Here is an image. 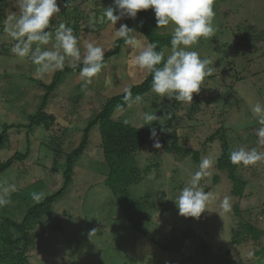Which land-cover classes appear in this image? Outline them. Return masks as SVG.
I'll return each instance as SVG.
<instances>
[{
    "label": "rangeland",
    "instance_id": "1",
    "mask_svg": "<svg viewBox=\"0 0 264 264\" xmlns=\"http://www.w3.org/2000/svg\"><path fill=\"white\" fill-rule=\"evenodd\" d=\"M5 2L6 22L0 24V45L7 49L0 53V121L24 122L25 115L35 110L41 96V91L27 76L49 82L54 72L38 74L37 66L30 59H21L12 52L15 41L6 29L19 17L20 9L17 0ZM57 3L61 9L62 2ZM111 4L112 0L75 1L85 17L80 22V30L74 33L81 41L82 55L83 43L89 39L95 40L106 52L112 50L115 32L124 24L125 17L114 26L108 22L103 12ZM213 7L215 36L201 37L192 46L201 58L214 61L210 65L213 72L205 77L200 92L193 93L192 103L180 102L175 107L176 117L171 128L177 131L182 145L199 152V158L194 159L185 151L173 153L162 147L154 148L153 140L148 138L135 153V165L142 179L128 187V197L143 203L140 230H134L120 211L110 187L104 184L109 169L99 145L100 138L93 128L90 143L75 164L72 183L34 227L37 232L45 231L38 234L30 249L29 264H205L200 245L192 238L186 239L178 253L158 247L172 233L181 234L186 230L201 233L213 254L241 264H264V252L254 253L261 248L264 251V162L239 165L236 174L246 181V186L241 196L233 195L227 171L216 167L221 151L220 136L216 135L211 142L207 140L219 128L232 150L243 145L264 151V146L257 144L256 129L260 125L251 111L257 101L264 105V0H215ZM60 22L63 19L56 14L49 30L54 33ZM100 24L102 27L98 29ZM174 27L169 24L162 31L172 34ZM134 35L141 45L147 43L136 31ZM53 43L43 47L51 48ZM139 50L123 44L120 53L105 62L91 84L85 85L79 73L65 76L48 106V111L60 122L56 127H66L63 152L56 157L52 149L41 144L44 139L41 128L33 131L29 137L28 158L15 161L0 174V195L10 200L8 205L0 207V216L21 220L27 208L36 203L33 193L42 192L45 197L61 187L65 154L79 144L87 121L107 97L123 92L129 84L139 83L147 75L146 70L131 64ZM164 54L170 55L171 47ZM69 62L70 58H66L65 64ZM139 96L140 101L134 98L126 108L114 110L112 118L142 128L164 124L172 98H161L152 88ZM145 112H156L161 116V124L154 121L142 125ZM7 138L0 160L27 147L25 130L13 128ZM204 158L214 161L213 167L207 170L209 174L200 181L209 195L207 209L199 218L181 216L174 199L199 170ZM148 166L151 169L145 172ZM12 185L16 190L6 193L5 189ZM145 195L149 196L147 201ZM226 197L230 202L228 211L222 207ZM235 204L240 208V215L232 210ZM239 219L260 230V237L254 240L248 236L234 244L232 235ZM226 251L229 253L224 255Z\"/></svg>",
    "mask_w": 264,
    "mask_h": 264
},
{
    "label": "trees",
    "instance_id": "2",
    "mask_svg": "<svg viewBox=\"0 0 264 264\" xmlns=\"http://www.w3.org/2000/svg\"><path fill=\"white\" fill-rule=\"evenodd\" d=\"M59 1L62 2L59 15L63 19V22L60 23H65L67 26L73 28L74 33H77L80 30V22L85 17L82 11L77 9L75 5L76 0H70V7L64 6L65 0H57V2ZM7 8V2L2 0L0 2V24L6 22ZM124 24H127L129 27L133 28L134 31L142 35L147 42L158 41L157 51L163 50L164 52L167 47H171L170 40L172 34L163 32V27L157 28L155 14L151 8L140 10L135 19L125 16ZM97 26L98 29L102 27L101 24ZM253 37L254 39L259 38L258 36ZM248 39L249 36L245 38V40ZM114 42L112 50L105 53V62L118 55L124 44L122 39H115ZM2 47L3 46L0 45V53L3 49L7 50L5 47ZM164 56L166 59L167 57L165 54ZM68 73L78 74L79 68L73 70L66 65L63 71H55L49 82H45L33 75L27 76L29 80L33 81L37 89L41 91L38 106L34 111L25 115L26 118L24 122L0 121V151L7 147V134L13 128L17 131L25 130V136L28 141L27 147L23 152L16 150L9 155L7 159L0 160V174L7 170L15 161H22L28 158L30 153L29 137L38 127L41 128V134H44L41 135V138H44L41 144L45 143L52 149L56 157L63 152L62 137L66 133V127L61 129L56 127V125H60V122L57 121L54 114L48 111V106L51 97L53 94L55 96ZM151 85L152 76L147 73L141 82L129 84L126 88L131 86L132 97L134 99L137 95L146 94L152 88ZM131 102L132 101L126 102L124 100V91L107 97L101 107L92 115L87 121L86 126L82 129V136L79 144L65 154L61 187L56 192L46 195L40 203L30 205L21 220H15L8 216H0V264H29L30 249L34 243H36L38 234L44 233L45 231L41 230L37 232L34 230V227L38 225L41 216L51 208L55 200L61 197L64 190L72 183L75 164L90 143V133L93 128H95L96 134L100 138L99 145L101 146L103 158L109 169L104 179V184L110 187L115 195L117 205L127 218L131 228L140 230V209L143 203L140 202V200L128 197V187L142 179L140 169L135 165V153L147 142L151 127H135L129 123L117 121L112 118L114 110L124 109ZM179 103L180 101H176L172 98L166 122L162 125H155L154 127L157 130L161 147L165 151L173 153H182L185 151L191 153L194 159H198L200 156L199 152L195 150L192 151L182 145L178 139L179 136L177 131L171 129L172 121L176 117L174 109ZM222 133L223 131L218 128L207 140L211 142L215 139L216 135L220 136L221 151L216 160V167L219 170L227 171L228 177L232 182L231 191L233 195L241 196L246 186V181L236 174L239 166L233 165L230 162L229 153L232 149ZM55 160H57V158H55ZM150 169L151 167L148 166L145 172L150 171ZM147 198H149V196L145 195V201H147ZM239 209L237 204L232 207L236 215L241 214ZM261 233L262 232L252 224L243 219H239L238 227L234 230L232 235V241L234 244H239L242 240L247 239L248 236L257 240ZM188 238L198 241L200 251L205 257V264H241L240 261H230L226 256L211 253L209 244L203 240V235L191 230H186L181 234L172 233L170 237L158 243V247L161 250L178 253L182 250ZM19 245L20 249L17 250ZM262 252L264 251H262L261 248L254 253L260 255ZM227 253H229V251H226L224 255H227Z\"/></svg>",
    "mask_w": 264,
    "mask_h": 264
},
{
    "label": "clouds",
    "instance_id": "3",
    "mask_svg": "<svg viewBox=\"0 0 264 264\" xmlns=\"http://www.w3.org/2000/svg\"><path fill=\"white\" fill-rule=\"evenodd\" d=\"M214 3L215 0H112L111 5L104 7L103 15L114 26L125 16L135 19L140 10L151 8L155 14L157 28L175 25L170 40L171 54L166 59L163 50L157 51L158 41L141 45L137 42L134 29L127 24H120L115 32V39H122L125 45L140 49L138 54L133 56L131 64L146 70L152 76L151 87L154 93L161 98L167 96L190 104L193 102V93L200 92L205 77L213 72L210 65L214 61L201 58L197 51L192 50V46L198 44L201 37L215 36ZM17 5L20 15L14 19L11 27L6 29L15 41L12 52L21 59H30L37 66L38 74L63 71L66 58H70L68 67L73 70L79 68L80 79L85 85L91 84L93 78L97 77L105 66L106 49L99 46L95 40L89 39L83 43L85 51L82 55L79 46L81 41L74 35L73 28L60 23L54 33L49 30L51 19L61 11L57 0H17ZM64 6L70 7V0H65ZM52 41L54 43L51 48L43 47ZM132 99L129 86L124 89V100L130 102ZM135 100L140 101L141 97L137 95ZM251 111L260 125L256 129L257 144L264 146V105L257 101L252 105ZM142 118V125L154 121L161 124V116L156 112H145ZM149 139L153 140L154 148L161 147L155 127L150 128ZM229 160L238 166L256 165L258 162H264V151H259L255 146L242 145L230 150ZM213 165V160L202 159L199 170L181 188L178 197L174 199L179 215L199 218L207 209L209 195L200 186V181L209 174L207 170ZM15 190L12 185L10 189H5V192ZM43 198L42 192L32 194L36 203H40ZM9 203L10 200L6 196L0 195V207ZM222 207L225 211L230 209L227 197Z\"/></svg>",
    "mask_w": 264,
    "mask_h": 264
}]
</instances>
